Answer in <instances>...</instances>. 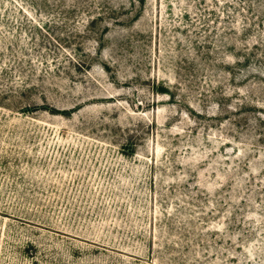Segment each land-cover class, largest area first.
<instances>
[{
	"label": "rangeland",
	"instance_id": "374dc122",
	"mask_svg": "<svg viewBox=\"0 0 264 264\" xmlns=\"http://www.w3.org/2000/svg\"><path fill=\"white\" fill-rule=\"evenodd\" d=\"M0 264H264V0H0Z\"/></svg>",
	"mask_w": 264,
	"mask_h": 264
},
{
	"label": "trees",
	"instance_id": "16d2710c",
	"mask_svg": "<svg viewBox=\"0 0 264 264\" xmlns=\"http://www.w3.org/2000/svg\"><path fill=\"white\" fill-rule=\"evenodd\" d=\"M246 58V57H245ZM248 57L246 58V60L241 61V59L237 58V60H235L234 62L237 64H245L247 61ZM232 65V64H231ZM157 89L161 92H168V94L170 93V91L168 90V88H166L163 85H159L157 86Z\"/></svg>",
	"mask_w": 264,
	"mask_h": 264
}]
</instances>
